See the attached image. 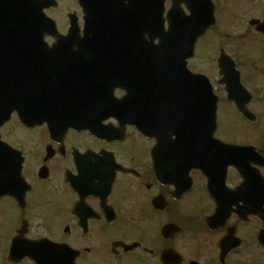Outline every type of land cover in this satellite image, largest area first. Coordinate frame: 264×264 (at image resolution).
Here are the masks:
<instances>
[{
	"label": "flooded vegetation",
	"instance_id": "obj_1",
	"mask_svg": "<svg viewBox=\"0 0 264 264\" xmlns=\"http://www.w3.org/2000/svg\"><path fill=\"white\" fill-rule=\"evenodd\" d=\"M210 1L216 27L220 14L229 16L220 26L234 37L224 36L219 55H229L240 70L250 95L246 109L254 120L227 103L218 74L216 138L252 151L228 167L219 158L205 160L201 96L197 102L203 111L195 112L196 92L205 93L203 82L182 79L170 89L160 81L154 98L147 96L142 79L147 57H131L141 56L143 41L113 43L134 48L123 56L36 58L48 64L36 72L59 70L60 81L46 82L49 96L59 98V123L50 124L56 114L32 116L27 127L16 114L2 129L9 126L12 136L3 137L21 154L24 185L0 199L1 264H10L12 248L20 255L30 243L44 241L56 244L62 261L74 264H176L164 261L169 252L181 255L182 264H264V89L240 67L252 46H264V0ZM188 4L193 10L189 0H168L164 10L174 7L185 19L191 15ZM124 7L125 26L141 29L143 0H125ZM200 43L187 67L211 81L195 67L211 59ZM212 43L219 44V38ZM57 44L47 40L50 47ZM84 45L72 43V52ZM137 61L144 66L132 64ZM227 107L250 131L247 142L226 137Z\"/></svg>",
	"mask_w": 264,
	"mask_h": 264
},
{
	"label": "water",
	"instance_id": "obj_2",
	"mask_svg": "<svg viewBox=\"0 0 264 264\" xmlns=\"http://www.w3.org/2000/svg\"><path fill=\"white\" fill-rule=\"evenodd\" d=\"M85 11L86 31L88 37L86 40L93 42H110V41H126L127 36L124 31L119 30L113 20L119 17L115 9L114 0H80ZM159 0H146V27L144 32L149 36L150 41H147V57H157L159 51L172 52L174 49L171 46L173 41L171 30L168 33H162L159 28V19L157 12L154 11L155 5H158ZM55 0H0V56L10 55L23 52L24 49L16 47H8L12 43L25 44L27 42H40L44 40V36L49 33L53 25L44 15V9L55 6ZM205 19L207 22L201 31H196L194 36L188 39L189 47H192L199 36L206 32L207 28L214 23L213 15L208 14ZM75 21H73V31L71 30L68 38L63 40H79L75 31ZM206 27V28H205ZM55 33V29L51 31ZM202 33V34H201ZM144 39V37H143ZM156 39L161 40L160 45H155ZM181 46L178 50H181ZM26 55V54H22ZM171 57V56H169ZM182 54H180V58ZM171 63V62H167ZM149 65H157L155 62L148 63ZM222 64V63H221ZM5 63L0 62V66ZM11 70L5 72L0 71V126L10 119L11 114L18 109L22 113H27L25 108L24 98L28 96L30 85H23L28 81V77L24 75L20 69L25 64L13 63ZM179 66L178 72L172 71V74H177L184 77V63H176ZM224 67V64L220 66ZM181 68H183L181 70ZM155 71V70H152ZM233 71V70H232ZM226 66V77L232 72ZM153 78H156L153 77ZM231 80H236V77L231 76ZM211 90V88L209 87ZM211 120L214 122L216 114V104L211 102ZM215 126L211 127V153L214 152L213 147L216 146V141L213 139ZM226 149L227 156L236 151V148L220 145ZM16 166L13 160V153L10 149L2 145L0 142V196L11 191V187L15 184Z\"/></svg>",
	"mask_w": 264,
	"mask_h": 264
},
{
	"label": "rangeland",
	"instance_id": "obj_3",
	"mask_svg": "<svg viewBox=\"0 0 264 264\" xmlns=\"http://www.w3.org/2000/svg\"><path fill=\"white\" fill-rule=\"evenodd\" d=\"M59 6L58 8L51 9L48 12V15L54 19L56 22V25L58 27L59 32H62L66 34L67 30L69 29V18L68 16L73 13H78L79 23L80 26H83V15L82 11L79 9V7L75 3L69 1V0H57ZM229 16H226L225 14L219 15V25L215 28H213L206 36L205 42H203L207 48L211 52V59L210 62H206L203 65H201V61L196 63L195 67L197 69L203 70L206 74H208L214 81V85L217 82L218 79V69H217V57H219V49L220 46L223 47L221 44L224 40V36L230 35L231 37H234L232 35L233 31H228L227 28L223 29L221 28V25H225ZM230 23H234V18L232 17V21ZM223 29V30H222ZM219 38V44L212 43V41L215 39V37ZM200 43V45H201ZM227 43L234 45V41H230L227 39ZM228 50L233 54L232 50L228 48ZM206 54L203 55L205 57ZM202 57V58H203ZM245 62L248 64H252L251 69H249L248 64H243V62H240V67H243V71H247V76L253 80H256L261 83L262 89H264V46L261 45H255L250 48L249 54L244 58ZM243 60V58L241 59ZM202 68H201V67ZM195 68V69H196ZM264 93V92H263ZM225 122H226V137H236V138H244V132H247L246 129H244V126L242 123H240V120L237 118V115L234 113L226 112L225 116ZM244 131V132H243ZM2 134L4 136L7 135V137L12 136V132H10L9 126L5 129L4 133L2 130ZM189 246V245H188Z\"/></svg>",
	"mask_w": 264,
	"mask_h": 264
}]
</instances>
